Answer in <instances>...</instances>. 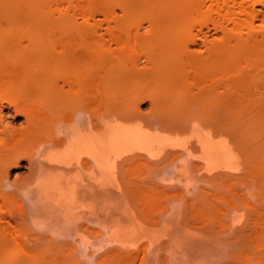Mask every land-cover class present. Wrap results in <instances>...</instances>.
I'll use <instances>...</instances> for the list:
<instances>
[{"label": "bare ground", "instance_id": "6f19581e", "mask_svg": "<svg viewBox=\"0 0 264 264\" xmlns=\"http://www.w3.org/2000/svg\"><path fill=\"white\" fill-rule=\"evenodd\" d=\"M0 264H264V0H0Z\"/></svg>", "mask_w": 264, "mask_h": 264}, {"label": "rangeland", "instance_id": "374dc122", "mask_svg": "<svg viewBox=\"0 0 264 264\" xmlns=\"http://www.w3.org/2000/svg\"><path fill=\"white\" fill-rule=\"evenodd\" d=\"M17 250H18V249H17ZM13 252H15V251H14V249H13V250H10V251H8L6 254H7V255H10V254H12Z\"/></svg>", "mask_w": 264, "mask_h": 264}]
</instances>
